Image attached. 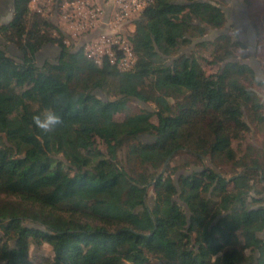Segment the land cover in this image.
Returning a JSON list of instances; mask_svg holds the SVG:
<instances>
[{
    "label": "trees",
    "instance_id": "trees-1",
    "mask_svg": "<svg viewBox=\"0 0 264 264\" xmlns=\"http://www.w3.org/2000/svg\"><path fill=\"white\" fill-rule=\"evenodd\" d=\"M225 22L218 0H146L128 37L135 64L121 72L13 0L0 27L21 55L0 49V264H264V139L241 156L234 147L253 127L264 138L252 83L264 84L238 60L243 42L194 43ZM45 44L60 52L40 68ZM131 102L154 109L132 113ZM47 108L61 120L45 131L32 117ZM34 246L50 253L37 259Z\"/></svg>",
    "mask_w": 264,
    "mask_h": 264
},
{
    "label": "rangeland",
    "instance_id": "rangeland-1",
    "mask_svg": "<svg viewBox=\"0 0 264 264\" xmlns=\"http://www.w3.org/2000/svg\"><path fill=\"white\" fill-rule=\"evenodd\" d=\"M218 3L225 13L226 22L219 29H209L207 36L212 41L220 36V34L228 35L234 41L243 42L247 47V50L245 52L246 57H241V59L238 60L249 65L256 73V80L264 84V0H218ZM30 7L31 10L34 11L37 6L35 7V5L30 0ZM38 7L41 9V13L44 12L45 16L54 24L56 29H52L53 35L58 36L60 32L64 36V42L67 41L63 25L59 24L57 19L52 18V12L48 11L45 3L42 2V4H38ZM189 15V11L185 10L184 12H181L178 17L185 19L188 18ZM252 26H258V29L261 32L260 34H258V36H255ZM65 45L72 51L81 48V43L75 40H69L67 43H65ZM1 49L5 51L8 56L11 57V59H13L15 62H17V60L21 58V55L17 52L16 48L13 45L6 43L5 46ZM187 52L188 50L184 49L180 54H185ZM38 53L35 63L40 68L45 64H53L56 60L54 54H49L46 51H39ZM237 55L239 56L240 53L237 52ZM196 56L201 61L203 68L207 73L213 70L214 67L207 63V61L211 59L210 49L198 50L196 51ZM252 84V87H255L257 90H259L260 93L263 94L262 98H264L263 85L258 87L255 82H253ZM94 94L100 96L104 100H107L105 95L100 91H94ZM129 105L130 112L132 113L138 112L140 109H154L153 105L144 104L142 102H131ZM142 139L146 141L150 140L149 137H143ZM263 139L264 138L262 135V131H257L256 127H253L252 132L246 135L244 141H242L241 144H238V146L234 144V147L237 149V151H239V155L241 156V151H244V147L246 146H252L253 148L262 147ZM240 145H242V147ZM97 146L100 149H103L104 143L102 142V140H97ZM185 159L186 156L184 155L180 158L179 161L185 162ZM176 163H178V161ZM200 166H209V162H202ZM221 171L226 178L231 175L230 166H221ZM260 187L261 185L257 184L255 186V189L259 191L261 189ZM262 196H264V192L262 193ZM152 199V193L151 191H149L147 196V204L149 206H151L152 204ZM239 240L242 241L241 236L239 237ZM32 252L37 256V259L38 256L47 255L50 253L49 248L45 246H34L32 248Z\"/></svg>",
    "mask_w": 264,
    "mask_h": 264
},
{
    "label": "built area",
    "instance_id": "built-area-1",
    "mask_svg": "<svg viewBox=\"0 0 264 264\" xmlns=\"http://www.w3.org/2000/svg\"><path fill=\"white\" fill-rule=\"evenodd\" d=\"M45 3L52 18L65 29L67 43L79 41L84 55L96 65L103 61L124 72L133 68L136 58L128 37L134 21L146 6V0H31ZM37 12H41L38 7ZM101 26L104 29L95 33Z\"/></svg>",
    "mask_w": 264,
    "mask_h": 264
},
{
    "label": "crops",
    "instance_id": "crops-1",
    "mask_svg": "<svg viewBox=\"0 0 264 264\" xmlns=\"http://www.w3.org/2000/svg\"><path fill=\"white\" fill-rule=\"evenodd\" d=\"M223 10V9H222ZM13 14V0H0V27L2 25H5L7 23H9L11 17ZM104 29L103 26H101L95 33L93 34H98L99 32H101ZM5 42L1 39L0 37V49L3 48L5 46ZM47 52L49 54L52 53H58V51L51 46L50 48H45L43 49L41 52ZM38 54H42V53H38Z\"/></svg>",
    "mask_w": 264,
    "mask_h": 264
},
{
    "label": "clouds",
    "instance_id": "clouds-1",
    "mask_svg": "<svg viewBox=\"0 0 264 264\" xmlns=\"http://www.w3.org/2000/svg\"><path fill=\"white\" fill-rule=\"evenodd\" d=\"M35 125L42 130H50L60 123V115L53 109L47 108L32 117Z\"/></svg>",
    "mask_w": 264,
    "mask_h": 264
},
{
    "label": "flooded vegetation",
    "instance_id": "flooded-vegetation-1",
    "mask_svg": "<svg viewBox=\"0 0 264 264\" xmlns=\"http://www.w3.org/2000/svg\"><path fill=\"white\" fill-rule=\"evenodd\" d=\"M241 42V41H240ZM51 46H53V45H50V44H45V45H43L42 47H41V49L39 50V51H42L43 49H45V48H50ZM2 50V49H1ZM52 54H54L55 56V58L57 59V57H58V54L59 53H52ZM36 56H37V54H36ZM37 59V58H36ZM56 62V60L54 61V63ZM254 71V70H253ZM254 73H255V71H254ZM255 76H256V73H255Z\"/></svg>",
    "mask_w": 264,
    "mask_h": 264
},
{
    "label": "water",
    "instance_id": "water-1",
    "mask_svg": "<svg viewBox=\"0 0 264 264\" xmlns=\"http://www.w3.org/2000/svg\"><path fill=\"white\" fill-rule=\"evenodd\" d=\"M201 41H210V38L208 36H205L202 39H199V40L194 41V43L201 42ZM53 47L58 51V53L60 52V48H58L56 46H53ZM165 166H166V163H165Z\"/></svg>",
    "mask_w": 264,
    "mask_h": 264
}]
</instances>
